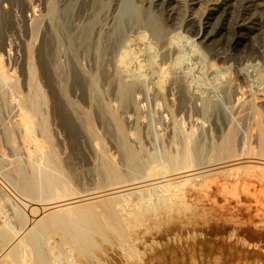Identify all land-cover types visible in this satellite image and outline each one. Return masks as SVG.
Returning a JSON list of instances; mask_svg holds the SVG:
<instances>
[{"label": "rangeland", "instance_id": "1", "mask_svg": "<svg viewBox=\"0 0 264 264\" xmlns=\"http://www.w3.org/2000/svg\"><path fill=\"white\" fill-rule=\"evenodd\" d=\"M156 2L157 0H0V229L7 228L11 239L0 245V264L14 252L22 254V245L27 239L35 243L39 240L36 247H33L34 251L38 249L37 245L52 250L58 246L56 249L59 250L56 251L60 258L53 261L59 264H67L68 260L77 264H183L190 262V258L186 260L190 253L184 252L195 246H204L200 253L211 256L212 260L203 264H214L216 262L213 260L217 257L220 260L218 264H258L260 259L263 261L262 258L247 256L252 247L257 248L238 225L233 222H214L216 226L211 225L213 221L207 223L206 220L210 218L208 216L215 214L214 208L203 211V223L200 226L189 225L186 217H174V213L154 197L167 180L156 179L146 170V166L153 155L174 156L186 145L193 147L194 160L197 162H204L206 157V160H213L227 153L229 155L230 152V155L239 152V147H242L247 138L249 129L245 127L248 121L234 115L232 107L237 96L234 97L228 90L255 89L264 76V60L242 66L238 77H232L235 73L232 70L239 57L229 64L223 60L219 62L211 56L208 49L201 46L199 53L202 58L195 60L188 42V39L195 38V23L190 20L194 13L196 21L204 18L209 11V2L202 5L194 0H181L178 3L180 5L162 10L155 8ZM88 15L92 16L89 18ZM261 15L250 13L247 18L249 20L251 17L250 24L259 27L264 23V16ZM80 16L84 18H79ZM78 18L84 20L79 21ZM156 32L160 34L159 40L154 37ZM254 34L259 35V39ZM254 34L256 40L262 38L264 41V30ZM182 39L184 40L180 41ZM166 44H169L170 52L159 55V64L156 63L149 69L147 60L150 50L156 48L160 51ZM181 44H185L184 47ZM180 49L185 50L187 58L179 66ZM185 62H188L187 65ZM194 63H197L198 68H195ZM212 66L215 67L212 69ZM153 69L158 71L155 73ZM199 85L203 90L198 88ZM185 99L191 101L187 102ZM201 100L206 101L204 105ZM180 102H184V110ZM253 104L264 116V97L257 98ZM25 111L34 125L33 134L40 149L44 148L45 132L50 137L46 150L60 166L61 170L56 172L59 174L56 177L63 182L62 188L72 190L71 194L73 191L76 193L60 206L42 205L46 197L41 193L42 185L36 182L41 164L36 158L38 149L32 148L30 143ZM236 127L239 129L236 130ZM242 132L245 133L241 134ZM252 145L256 146L253 142ZM205 146L208 151L202 153ZM205 152L207 156L204 155ZM201 154L205 157L203 160L199 156ZM112 169L118 175L114 176ZM118 180L125 184L120 186ZM38 191L41 198L37 195ZM130 195L138 202L136 205L134 200L133 205L130 203L134 210L124 215L123 228L130 235V244L135 250L133 255L124 251L118 240H104L97 235L98 243L93 251L101 253V257L91 253L86 258L74 249L67 250L64 244L60 246L63 235L57 227L47 231L42 225L44 219L60 208L78 209L97 203L120 206L124 199H132ZM234 198L236 200V197L232 200ZM246 198L248 197L244 195V199ZM244 220L248 221L247 216ZM259 222L260 219L255 217L250 224L254 223L255 227L251 224L252 227L262 232L264 228H260L262 223ZM239 236L245 237L241 239ZM237 238L241 241L245 239L244 244L248 241L249 245H242L243 242ZM14 248L16 251H13ZM105 248L111 252L109 259L108 255H102V249ZM209 249L214 250V253L208 252Z\"/></svg>", "mask_w": 264, "mask_h": 264}, {"label": "bare ground", "instance_id": "2", "mask_svg": "<svg viewBox=\"0 0 264 264\" xmlns=\"http://www.w3.org/2000/svg\"><path fill=\"white\" fill-rule=\"evenodd\" d=\"M180 1L181 0H157V2L155 3V8L156 7L159 9L161 8V10L172 8L173 5L178 4ZM62 2H64V1H62ZM82 2L86 3L84 1H82ZM194 2L201 3L202 5L205 2H207V3L209 2V11H208V14L204 18L200 19L199 21H196L195 19L197 16L194 13L193 16H195V17L192 16V18L190 20L192 23L194 21V23L196 24L195 25L193 23L194 27H195L193 29L195 31V38L192 37V39H190V40L188 39V42L190 43V46H191V47L189 46L191 49V52H192L191 55H192V57H194L195 60H199L202 58L200 55L201 53H199V48H201V46L208 49V51H210V53H211V56L218 59V61L223 60L227 64L231 63V61H234L237 59V57H239V60L237 62L236 67H234V70H232L235 72L232 74V77H233V75L238 77L239 74L241 73L240 68L242 66L246 65L247 63H249V65H251L254 62L264 60V41L262 40V38H260V40H256L258 38L257 36H259V35L254 34L256 31L258 32L259 30L260 31L262 30V32H263L264 23L262 22V25H259L260 23L259 24L256 23L257 25H259V27H258L254 24L253 25L250 24L249 21H250L251 17L249 20L247 18V16L250 13H253V14L254 13H260V14H262L261 15L262 17L264 16V0H194ZM23 3H25V2H23ZM178 5H180V4H178ZM204 5H206V3ZM80 6H83V5H80ZM91 6H92V4H91ZM89 7H90V5H89ZM79 9L81 11V7ZM86 9H88V8H86ZM89 11L91 12V10H89ZM86 12H87V10H85L84 13H86ZM172 12H174V11H172ZM78 14H79V12H78ZM166 14H167V12H166ZM90 16H92V15H90ZM90 16L88 15L89 18H90ZM258 16L260 17V15H258ZM46 18H48V17H46ZM79 18H84V17L80 16ZM198 19H199V17H198ZM254 19H255V15H254ZM80 20L83 21L84 19H79V21ZM263 21H264V19H263ZM76 22H78V21H76ZM48 24H49V22H48ZM193 24L190 25V28H192L191 26ZM155 26H157V25H155ZM44 30H45V28H44ZM38 32H39V29H38ZM159 32L155 33L154 37L156 40H159L161 38ZM45 34H46V32H45ZM253 34L256 35L255 37H257V38H254ZM51 36H53V35H51ZM45 37H46V35H45ZM52 39H53V37H52ZM183 40L184 39H182L180 41H183ZM42 41H43V39H42ZM41 45H42V43H41ZM181 45H183V44H181ZM184 45H183V47H184ZM170 50H171V48H169V44L164 45V47L160 51H158L156 48L151 49L150 50L151 52L148 55L149 58L147 60V64H148L147 67L149 69L153 68L156 65V63L158 62L159 55L163 56L165 53L170 52ZM139 51H140V49H139ZM177 51H178V49H177ZM179 53H180V56H178V57H180V59H178L179 60L178 62H179V66H180L181 63H184L182 60L186 57L187 54H186L185 50H182V49H180ZM132 58H134V57H132ZM145 60H146V58H145ZM195 60H193V61L195 62ZM184 61H186V60H184ZM142 62H143V64H145L144 60ZM142 62H141V64H142ZM187 63L185 62L186 65H187ZM200 63H201V61H200ZM202 63H204V62H202ZM157 64H159V63H157ZM177 64L178 63H176V67H177ZM196 64L194 65L195 68L197 67ZM215 64H213V65H215ZM189 65H190V63H189ZM215 66H212L211 68L213 69V67H215ZM229 66H227V67H229ZM232 66H234V64ZM189 67L191 68V66H189ZM199 67H201V66H199ZM159 69L161 70L160 66H159ZM192 69L194 70V68H192ZM142 70H144V69H142ZM145 70H146V68H145ZM153 71H154V69H153ZM154 72H153V74H154ZM191 72L193 73V71H191ZM187 73H188V68H187ZM194 73L196 74V72H194ZM157 74H155V76ZM159 74H158V77H159ZM189 74H190V72H189ZM201 74L203 75V73H201ZM167 76H168V73H167ZM196 76H198V74H196ZM196 76L195 77L192 76V77L196 78ZM158 77L156 76V78H158ZM159 79L160 78H158V80ZM171 79H173V78H171ZM217 79H219V78H217ZM185 80H186V77H185ZM192 80H195V79H192ZM202 80H204V78ZM198 81H196V82H198ZM169 82H170V80H169ZM181 83L183 84V82H181ZM186 83H188V82H186ZM186 83H184V84L187 87ZM191 84H192V82H191ZM194 84L196 85L195 82H194ZM227 84L228 83H226V85ZM185 85H183V86H185ZM233 86H234V81L232 83V88H233ZM210 87H211V85H210ZM228 87L229 86L225 87L226 91L228 90ZM31 88H32V86H31ZM198 88H200V85ZM230 88H231V86H230ZM217 89H218V87H217ZM201 90H203V89H201ZM185 91H187V90H185ZM229 91H231L232 95L234 94L233 95L234 97L237 96L236 102L233 104V107H232L234 115L238 116L241 120L243 119V121L244 120L248 121L247 127H245L247 129H249L248 134L246 136L247 138L244 139L245 141L243 140L244 142H243L242 147L241 146L239 147V149H240L239 152H237L236 154H233V155H230L231 154V152H230L229 155L227 153V155L219 156L213 160H206L207 157L206 158L203 157L204 155L207 156L206 152L208 151L207 146H205L206 148L204 147L205 149L203 150L202 153H204V151L207 150L205 152L206 154L199 155V156L203 157L202 160L204 158H205V160H204V162H197L196 160H194V156H193V152H192L193 147L190 148L189 145L188 146L186 145L182 149V151H180L177 155H174V156L173 155H165V156L160 155L161 157H159V156L155 157L156 155L152 154L154 157L152 156L150 163L147 164L146 170L148 172L152 173V175L156 179H159L162 181L167 180V181H165L167 183H165V185L163 187L160 185L162 187V189L154 197L160 199V201L163 203V205L165 207H167L168 210H170L171 212L174 213V215H175L174 217H176V218L186 217L189 221V225L191 224V225H195V226H200L203 223L201 220V215H202L203 211L206 208H207V210L214 208V210L216 209L215 214L210 212V214L212 213V217H211V215L208 216L210 218H208L209 220H206L207 223H211L213 221V223L211 225H215L214 222L220 223V224L222 222H224V223L228 222V223L232 224V222H233L234 224L238 225L242 229L241 230L242 233L245 236H249L248 239L250 241L254 242V244L256 245V248H257V249H255L254 247H252V249L254 248L252 250L251 246H249L252 251L250 250L249 253L247 254V256H249L250 258L255 257V259L257 257H258V259L262 258L264 261V233H263L264 230H262V232H259L257 229H254L252 227V225H254V223H256V222H254L253 224L251 223L252 225L250 224V222H252L253 219H255V217H256L257 219H260L259 223L260 224L262 223L260 228H264V226H262V225H264V120H263L264 116L262 115L261 111L258 108H255V106L253 104V101L256 100L257 98H260L261 96L264 97V76H263L262 80L259 83H257V86L255 89L254 88H249L247 90H245V89H243V90H240V89L231 90L230 89V90H228V92ZM188 92H190V91H188ZM205 92L203 93V91H202V94H205ZM216 92H218V91H216ZM182 93L183 92H181V96H182ZM228 95H230V94L228 93ZM194 97H196V96H194ZM203 97H205V96H203ZM203 97L201 99H203ZM211 97H212V95H211ZM227 97H229V96H227ZM230 98H232L231 95H230ZM182 100H184V99L182 98ZM185 101H187V100L185 99ZM193 101H196V100H193ZM206 101L201 100L203 105ZM173 102H174V100H173ZM180 104H181V102H180ZM182 104L180 106H182ZM187 104L189 106V103H187ZM223 106H224V104H223ZM183 107L184 106H182V109L184 110ZM180 109H181V107H180ZM226 109H228V108H226ZM178 111H179V109H178ZM198 111H196V112H198ZM26 112L27 111H25L24 116H25V119L27 122V129H28V135L30 137V143H31L32 148L38 149L36 158H37L38 162H40L39 164H41L40 165V172L38 173V177H37L36 182L39 183V185H42L41 186L42 187L41 193H42V195H44V197H46L45 200L43 199L45 201V203L42 205H50L52 207L60 206L64 203V201H66L68 198L74 196L76 193H75V191H73L75 194L74 193L71 194L72 190L70 191V189H63L62 188L63 182L61 180L57 179V177H56V175H59L56 172L61 170L60 166L53 159V157L50 155V153L46 150L47 149L46 146L50 142V137L45 132L44 138H43V147L44 148L40 149V144L37 142V139L33 134L35 131L34 125L31 122V120L28 116V113H26ZM198 113L200 114V112H198ZM158 116H160V115H158ZM227 116L229 117V114ZM196 117H197V115H196ZM105 121H107V120H105ZM234 122H237V121L234 120ZM219 124H220V122H219ZM237 126H238V124H237ZM236 128H237L236 130L239 129L238 127H236ZM218 129H219V127H218ZM242 129H243V131H245L244 128H242ZM243 133H245V132H242L241 134H243ZM158 139H160V138H158ZM252 142L254 144H256V146L253 147ZM189 144H190V142H189ZM240 145H241V143H240ZM200 146H202V145H200ZM229 147H230V145H229ZM198 151H200V150L198 149ZM222 151H224V150H222ZM228 151H230V150H228ZM32 153H34V152H32ZM109 165H111V164H109ZM112 168H114V167H112ZM116 170H117V168H116ZM116 170L112 169L114 176L118 175ZM117 182L118 183L120 182V184H121L120 186H123L125 184V182L122 183L123 182L122 180H118ZM28 184H25V185H28ZM29 186H28V188H30ZM25 187L27 188V186H25ZM39 192L40 191H38L37 195H39ZM244 195L247 196L248 198L244 199ZM130 197H131V195H130ZM231 197L232 198L236 197V200H235V198H234L235 201L232 200ZM39 198H41L40 195H39ZM39 200H42V199H39ZM133 200L136 201L133 198L132 199L126 198V200L124 202L122 201L123 205L121 203L120 206L119 205L118 206H116V205L112 206L110 204L97 203L96 205H92V206L87 205L88 207L78 208V209H72V207H71V209L60 208L55 213L52 212L50 217L44 219L42 225L47 231L53 229L54 226L57 227L59 229L58 231H62L61 233L63 235L61 238L60 246L62 244H64V246H67L66 247L67 250L72 251L74 249L80 254V256H84L86 258H89L91 253H94L95 255L101 257V253L93 251L94 247L97 246V243H98L97 237H96L97 235L103 237L104 240H107V239L118 240L119 245H121V247H123V250L124 251L126 250L129 254L133 255V254H135V250H134V247L130 244L131 243L130 235L126 234V232L123 228L124 215L128 214V212L134 210L130 207L131 205H133V203H132ZM140 201H139V204H140ZM137 202L138 201H136L134 205H136ZM222 202H224V203L221 204ZM130 203H132V204L130 205ZM38 204H40V203H38ZM209 204L211 206H207ZM25 205L28 207L27 204H25ZM225 213H228L230 216L228 217V215H226ZM246 216H247L248 221H249L248 222L246 220L247 223L244 222L245 221L244 218H246ZM55 227H54V229H57ZM254 227H255V225H254ZM234 228H235V226H234ZM6 229H4V228L0 229V245H4L7 242H9L8 240L10 239L9 238L10 236H9V232ZM239 237H241V236H239ZM242 237H241V239H242ZM237 239L240 240L239 238H237ZM62 240H64V242ZM36 241H37V239H36ZM243 241H241V242H243ZM38 242H39V240L37 241V243ZM113 242L115 243L117 241H113ZM37 243H35L31 239H27L26 241H24V244L22 245V247H24V252L22 254L14 252L11 255H9L6 259L3 258L5 260V262H4V260L2 259L4 262L3 264H59V263L53 261V259L55 261H57L60 258L59 254L57 253L58 251H56V250H59V249H56L58 246H56V248H53V250L55 249V252H53V250L51 248H46V246L43 247L42 245L41 246L37 245L38 249L36 248L37 250L34 251L33 247H34V245L36 247ZM247 243H248V241H247ZM247 243L245 242V244H247ZM245 244L243 242L242 245L245 246ZM250 244L252 245V243H250ZM239 245H240V242H239ZM247 245H249V244H247ZM16 248H17V250H19L18 247H16ZM16 248H14L15 250L13 249V251H16ZM192 248L193 249H188L187 251L184 252V254L190 253V257H188L189 255L186 256L187 257L186 260H188V258H190V262H186L183 264H203V262L206 263L207 261L212 260V259H210L211 256H208L206 253H204V254L200 253V251H202L203 248H205L204 246H195ZM1 249H3V248H1ZM235 250H236V248H235ZM13 251L11 249V252H13ZM205 251H207V250L205 249ZM209 251L211 252L212 250L209 249L208 252ZM213 251H212V253H214ZM216 252H218V251H216ZM225 252H226V250H225ZM53 253L55 254L54 256H53ZM110 253L111 252L108 249H106V248L102 249V255L103 256H105V254L108 255L107 256L108 259H109ZM212 253H211L212 257L215 256ZM219 253L220 252H218V254ZM172 254H175V253H172ZM235 254H237V252ZM235 254H234V258H235ZM229 255H230V252H229ZM178 256H180V255L178 254ZM217 256H220V255H217ZM237 256L239 258V255H237ZM241 256H243V254H241ZM180 257H178V258H180ZM221 257H223V255ZM241 258L243 259V257H241ZM214 259H216V256L214 257ZM168 260H169V258H168ZM166 261L167 260L165 259V263H166ZM170 261H171V259H170ZM213 261L216 262L214 264H218V262L220 260L217 257V259L213 260ZM263 261L261 262V259H260L258 261V264H264ZM161 262H162V260H161ZM171 262H173V261H171ZM174 263L175 264H182L180 262H174ZM1 264H2V261H1ZM67 264H77V263L73 260L72 261L68 260Z\"/></svg>", "mask_w": 264, "mask_h": 264}]
</instances>
